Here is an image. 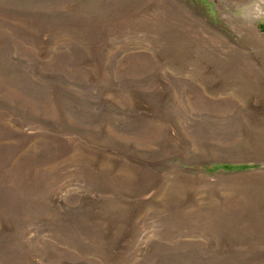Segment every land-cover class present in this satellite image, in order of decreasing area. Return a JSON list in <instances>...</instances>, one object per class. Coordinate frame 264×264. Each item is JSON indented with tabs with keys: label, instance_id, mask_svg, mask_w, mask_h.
<instances>
[{
	"label": "rangeland",
	"instance_id": "374dc122",
	"mask_svg": "<svg viewBox=\"0 0 264 264\" xmlns=\"http://www.w3.org/2000/svg\"><path fill=\"white\" fill-rule=\"evenodd\" d=\"M0 264H264V0H0Z\"/></svg>",
	"mask_w": 264,
	"mask_h": 264
},
{
	"label": "trees",
	"instance_id": "16d2710c",
	"mask_svg": "<svg viewBox=\"0 0 264 264\" xmlns=\"http://www.w3.org/2000/svg\"><path fill=\"white\" fill-rule=\"evenodd\" d=\"M257 168L256 165L219 164L213 167H205L208 172H243Z\"/></svg>",
	"mask_w": 264,
	"mask_h": 264
}]
</instances>
